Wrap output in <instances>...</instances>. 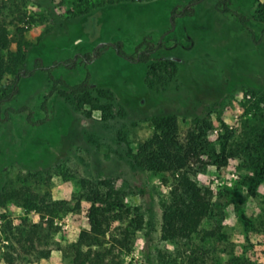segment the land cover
Listing matches in <instances>:
<instances>
[{
  "label": "rangeland",
  "instance_id": "374dc122",
  "mask_svg": "<svg viewBox=\"0 0 264 264\" xmlns=\"http://www.w3.org/2000/svg\"><path fill=\"white\" fill-rule=\"evenodd\" d=\"M3 2L12 35L26 27L30 46L18 93L0 101V264L8 257L12 264H74L77 247L84 251L78 264L264 261V177L252 164L264 136V0H228L227 12L220 0H128L76 17L68 14L72 0ZM187 7L193 15L174 16ZM144 39L163 45L145 64L112 46L121 42L133 54ZM85 54L96 57L53 75L76 85L89 72L86 97L54 89L43 71L29 74L37 59L49 66ZM167 57L178 60L174 67L161 65ZM168 117L178 120L180 144L202 132L210 154L228 157L223 171L188 167L191 179L214 191V207L201 232L179 243L164 241L161 228L181 173H154L135 160ZM103 182L123 195L130 213L112 220L102 244L78 246L80 229L90 228L87 186ZM30 199L66 200L68 209L45 224L41 214H28ZM32 224L40 226L47 258L14 241Z\"/></svg>",
  "mask_w": 264,
  "mask_h": 264
},
{
  "label": "trees",
  "instance_id": "16d2710c",
  "mask_svg": "<svg viewBox=\"0 0 264 264\" xmlns=\"http://www.w3.org/2000/svg\"><path fill=\"white\" fill-rule=\"evenodd\" d=\"M121 1L128 0H99L98 4H93V6L90 4L91 0H72L71 3L74 8L69 9L68 14L71 17H76L78 14H87L96 7ZM3 3V0H0V101H8L18 93L19 89L15 84L17 78L21 76V69L26 61L30 40L24 36L27 31L26 27H17L14 36L12 35L10 14ZM227 4L228 0H220L219 2L225 12L229 11ZM193 13V8L187 7L179 14L175 13L174 16H191ZM238 17L241 20L244 19L243 16L238 15ZM112 46L118 56L140 64L150 62L152 54L163 47L162 44H155L148 39H144L136 47L133 54L126 52L121 42ZM93 57L94 55L90 54L78 55L76 58L57 61L49 66L44 65L41 60L37 59L34 70L30 71L29 74H33L38 70L43 71L48 74L54 83V89L61 85L74 96L86 97L92 88L89 72L86 78L76 85H70L62 79H56L53 72L60 67L75 68L78 59L82 58V61L87 63ZM177 62L176 58L167 57L161 62V65L169 69L174 67ZM153 68L157 69V66L154 65ZM82 103H84L83 100ZM46 108L45 102L44 109ZM178 130L179 125L176 117L161 119L158 123L157 132L140 147L138 154L135 156L138 165L154 173H181L178 184L171 191V200L165 205L161 228L162 239L175 243L191 240L199 234L204 220L213 212L214 207V191L200 187L191 179L187 172L188 167L192 164L215 165L218 171H223L228 165L227 156L210 154L208 141L204 133L197 134V132H193L189 134L188 141L185 144H180ZM259 151L260 154L252 160V164L264 177V136ZM102 185V188L87 186L88 193L85 196V201L89 204L87 217L90 228L80 229L78 246L102 244V239L106 236V229L112 220L117 217L121 218L125 213H130V210L125 211L126 206L123 204V195L108 182H103ZM81 208V202L77 203L76 210L78 214H80ZM117 208L120 209L119 215L115 214ZM26 209L28 214H41L44 223L48 224L53 223L56 218L60 217L61 213L68 209V202L59 200L53 204H46L45 201L39 202L37 199H30L26 203ZM30 230V232L22 230V233L14 234L16 244L21 247L24 253L28 254L33 251L46 258L49 257L51 251L43 254V250L38 246L40 226L32 224ZM125 235L128 236L127 233ZM8 239L13 241L11 238ZM76 252L74 264H78L84 255V251L80 247L76 248ZM262 254L264 257V246ZM103 255L98 254L99 257ZM1 259L2 257H0V262ZM4 259L8 264L13 263V260L9 257ZM228 264H264V261L234 260L228 262Z\"/></svg>",
  "mask_w": 264,
  "mask_h": 264
},
{
  "label": "water",
  "instance_id": "95a60500",
  "mask_svg": "<svg viewBox=\"0 0 264 264\" xmlns=\"http://www.w3.org/2000/svg\"><path fill=\"white\" fill-rule=\"evenodd\" d=\"M102 45H103V44H100V45L98 46V48L101 47ZM94 57H96V55H95Z\"/></svg>",
  "mask_w": 264,
  "mask_h": 264
},
{
  "label": "flooded vegetation",
  "instance_id": "af4514ba",
  "mask_svg": "<svg viewBox=\"0 0 264 264\" xmlns=\"http://www.w3.org/2000/svg\"><path fill=\"white\" fill-rule=\"evenodd\" d=\"M24 73V72H23Z\"/></svg>",
  "mask_w": 264,
  "mask_h": 264
}]
</instances>
